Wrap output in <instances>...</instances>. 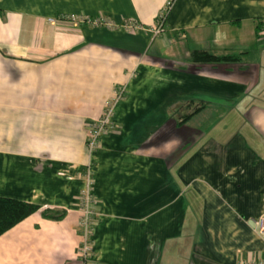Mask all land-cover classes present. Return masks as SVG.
<instances>
[{
  "label": "crops",
  "instance_id": "obj_1",
  "mask_svg": "<svg viewBox=\"0 0 264 264\" xmlns=\"http://www.w3.org/2000/svg\"><path fill=\"white\" fill-rule=\"evenodd\" d=\"M166 2L0 0V196L40 205L0 234V264H76L87 169L86 264L264 260V0H171L154 34ZM63 13L141 28L48 22ZM192 49L244 53L195 63Z\"/></svg>",
  "mask_w": 264,
  "mask_h": 264
},
{
  "label": "built area",
  "instance_id": "obj_2",
  "mask_svg": "<svg viewBox=\"0 0 264 264\" xmlns=\"http://www.w3.org/2000/svg\"><path fill=\"white\" fill-rule=\"evenodd\" d=\"M171 4V0H167L161 14L159 15L155 26L152 30L154 34L161 33L163 31V21L165 14ZM51 24L66 23L72 27H80L83 25L93 27H104L108 29L122 28L125 30H134L141 28L140 24L133 21H123L120 23L114 22L103 15L89 16L84 14H59L57 16H51L47 18ZM123 96V89L115 91L113 99L106 102L102 114L89 124L87 132L86 147L88 153H91L98 145L100 136L107 131L112 125V113L113 102ZM84 185L78 195V210L79 217L77 220V226L80 231V244L77 250L76 264H86L90 258L92 252V233L95 224L97 223V214L93 208L95 198L92 193L93 177L91 171L87 169L83 175ZM258 233L261 239L264 241V201L263 211L255 221ZM246 264H264V260L252 261Z\"/></svg>",
  "mask_w": 264,
  "mask_h": 264
},
{
  "label": "trees",
  "instance_id": "obj_3",
  "mask_svg": "<svg viewBox=\"0 0 264 264\" xmlns=\"http://www.w3.org/2000/svg\"><path fill=\"white\" fill-rule=\"evenodd\" d=\"M261 21L257 22V28L260 27ZM244 52L231 53L220 52L216 53L212 50H190L189 59L191 62H205V63H217V62H231L240 59L241 54ZM200 107L193 108L191 113L184 116L182 119H187L188 116L193 115ZM40 205L26 202L20 199L12 197L0 196V234L7 229L27 217L28 215L38 211ZM50 209H44L41 211L46 216L55 217L58 215L57 211H49Z\"/></svg>",
  "mask_w": 264,
  "mask_h": 264
}]
</instances>
